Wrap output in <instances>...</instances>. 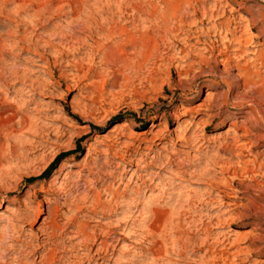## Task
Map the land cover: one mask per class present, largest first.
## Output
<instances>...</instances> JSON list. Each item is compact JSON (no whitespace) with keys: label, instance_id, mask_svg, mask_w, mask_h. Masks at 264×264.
<instances>
[{"label":"rangeland","instance_id":"374dc122","mask_svg":"<svg viewBox=\"0 0 264 264\" xmlns=\"http://www.w3.org/2000/svg\"><path fill=\"white\" fill-rule=\"evenodd\" d=\"M254 51L264 0H0V99L36 123L0 149V264H91L96 251L98 264H264V167L246 174L264 153V125L244 120L264 98ZM232 121L249 134L239 143ZM26 199L37 218L17 223ZM152 209L171 216L145 237Z\"/></svg>","mask_w":264,"mask_h":264},{"label":"bare ground","instance_id":"6f19581e","mask_svg":"<svg viewBox=\"0 0 264 264\" xmlns=\"http://www.w3.org/2000/svg\"><path fill=\"white\" fill-rule=\"evenodd\" d=\"M220 30H224L226 32V34L230 35L233 39V36L232 34L228 31L227 29V26H226V23H220ZM113 33V32H112ZM139 40H143L140 39ZM234 40V39H233ZM138 41V40H137ZM136 41V42H137ZM144 41V40H143ZM148 41V39H147ZM244 41V44H248L250 42L249 39H245V40H242ZM240 41V42H242ZM144 43H147V42H141V43H137V46L139 47H143V46H146ZM238 45H240V43H238ZM152 47V46H151ZM183 47V46H182ZM178 51L181 53L182 50H179ZM252 57V59H255L257 61L260 62V64L262 66H264V55L263 54H258L254 51V52H251L249 53ZM259 64V63H258ZM157 69V68H156ZM149 75V74H148ZM198 92H201V90H199ZM197 92V93H198ZM209 92V91H208ZM203 93V92H202ZM4 99V98H3ZM1 100V99H0ZM6 99L4 100H1L0 101V149L2 150L3 146H4V143L7 142L9 143L8 145L10 146V143H13V144H16L20 141V138L21 136L25 135V134H29V133H32L35 131V128H36V123L34 124V121L32 123V120L29 118L28 115H23L22 113H20L18 110H15L13 109V106L8 103L6 104ZM264 108V98H257L255 103H251L250 106H249V118L245 117L244 120L247 122V123H253L254 125H264V113L262 114V109ZM198 109L200 110H206V111H209L212 109V104L210 102H208L206 99L203 101V104L198 106ZM180 110V109H179ZM198 110H194V109H183V112H180V114H178L180 117H184V116H187L188 114H195ZM22 112V111H21ZM24 112V111H23ZM177 115V113H176ZM175 116V115H174ZM177 118V117H176ZM31 120V121H30ZM180 120V119H178ZM184 124L185 121L184 119H181V123H179V125L177 126L176 128V132H178L180 135L176 137H174V140L176 141H179V142H187V139H185V135H181V133L183 132L184 130ZM231 127H229L226 131V134L230 135V134H233V135H236L239 131H242V135H238L237 139L236 140L238 143L240 142L239 140L241 139H244V138H247V136L249 135L248 134V131L247 129L244 127V125H239L237 122L235 121H232L231 123ZM177 133V134H178ZM248 134V135H247ZM247 135V136H246ZM109 137V136H107ZM152 139V138H151ZM5 141V142H4ZM160 141H162V138H158V139H155L153 138L151 141L149 140L150 143L152 144H155V143H160ZM233 141V140H232ZM248 141V140H247ZM250 142V141H248ZM229 143V142H228ZM12 144V145H13ZM237 144V143H236ZM249 143H247L248 145ZM6 145V144H5ZM7 145V146H8ZM237 146H240V145H237ZM249 146V145H248ZM247 146V147H248ZM15 147V145H14ZM6 148V147H5ZM10 148V147H9ZM13 147H11L12 149ZM4 149V148H3ZM12 152L15 156H17V149L16 148H13L12 149ZM234 152V151H233ZM246 152V151H245ZM261 155L264 157V153H261V154H256L254 157H253V160L249 163V166L246 168V174H250V175H256L257 174V171L262 169L264 167V159L261 160V163H258V159L261 157ZM238 156V155H237ZM241 156V155H240ZM260 156V157H259ZM17 169V168H16ZM264 169V168H263ZM171 173V172H170ZM173 173V172H172ZM185 175L184 172L180 171L179 169L177 170V173L174 175L175 178L177 180H181L183 179L182 177ZM261 177H264L261 176ZM56 179V178H55ZM182 181V180H181ZM237 181V180H236ZM207 185V183H206ZM209 188H212L214 187L217 192L219 194H222L225 196V193L220 191L218 187H216V184L214 182H210L208 183L207 185ZM183 188V187H182ZM142 189V188H141ZM47 190V189H46ZM148 190V189H147ZM49 192H51L50 190H48ZM191 191V190H190ZM146 192V190H145ZM10 195V194H8ZM29 197V196H28ZM27 197V198H28ZM248 198V197H247ZM184 199V198H183ZM6 199H3V198H0V206H1V203L2 201H5ZM30 199H26L24 201H21L20 202V205L22 206V209H18V213L20 214L17 218H16V222L17 223H27L28 221L30 222H33L36 218H37V215L34 216V218L32 219L28 212L30 211ZM249 203V202H248ZM234 205V204H233ZM55 207V206H54ZM123 207V206H122ZM154 208V207H153ZM245 208V207H244ZM136 209V207H135ZM8 210V209H7ZM159 211V210H158ZM156 209H152L151 210V215L153 218V220H151V223L145 225L143 227V230H142V234L143 236L147 237L149 234H152L153 235H156L159 233V231H161L164 227V223L165 221L171 216H169V214H166V212L162 213L161 212H158ZM5 212H8L6 211L5 209ZM56 212V211H55ZM189 212V211H188ZM141 213V212H140ZM182 213V212H181ZM187 213V212H186ZM5 218V217H4ZM1 218L0 221H6L7 219L5 218ZM53 215H52V211L51 209L49 208H46V217L42 220V222L40 223L39 225V229H37V232L38 234L35 236V239H36V243H37V247L38 249H45V245L48 244L52 234H50L49 232H47L48 229H52L53 226H54V222H53ZM128 223V222H127ZM192 223V222H191ZM174 224L173 220L172 219H169V226L171 227V225ZM174 226V225H172ZM56 227V226H55ZM169 228V227H168ZM172 228V227H171ZM170 228V229H171ZM16 229V228H15ZM139 229V228H138ZM137 229V230H138ZM142 229V228H141ZM200 229V228H199ZM136 230V229H135ZM122 232V231H121ZM3 233V232H2ZM135 233V232H134ZM141 234V235H142ZM167 234V233H166ZM121 235V234H120ZM134 236V235H133ZM149 237V236H148ZM34 239V238H33ZM140 240V239H139ZM153 240V238H152ZM165 240V239H163ZM35 241V240H34ZM183 241V240H182ZM187 242V241H186ZM142 243V242H141ZM157 243L155 240L152 241L151 243V248H148L145 250V252L147 253L146 255L149 256V258L152 260L153 263H156L159 259H161V257L163 256V254L166 255V252L163 251V250H160L157 248ZM177 243V241H176ZM175 243V244H176ZM190 243V242H189ZM178 244V243H177ZM102 245V244H101ZM191 246V245H190ZM194 246V245H193ZM180 247V246H179ZM108 247H106V250L104 252L105 255H108L109 253V248L107 249ZM161 248V247H160ZM185 248V247H184ZM40 249V250H41ZM163 249V248H162ZM166 250V248H165ZM167 251V250H166ZM214 251V250H213ZM170 253V252H169ZM95 255V254H94ZM138 255V254H137ZM183 255V254H182ZM96 256L97 259H94ZM94 256V258L91 259V261H89V263L93 264V263H99V260H100V251H96V255ZM102 256V255H101ZM142 257V256H141ZM146 264V263H145Z\"/></svg>","mask_w":264,"mask_h":264}]
</instances>
